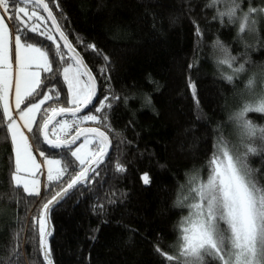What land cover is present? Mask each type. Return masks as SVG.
Segmentation results:
<instances>
[{"label":"trees","instance_id":"trees-1","mask_svg":"<svg viewBox=\"0 0 264 264\" xmlns=\"http://www.w3.org/2000/svg\"><path fill=\"white\" fill-rule=\"evenodd\" d=\"M45 2L95 77L94 106L111 105L101 113L94 106L87 112L106 115L105 124L89 121L84 127L104 131L112 152L96 169L98 174L90 172L88 182L51 210L52 262L176 264L160 253L176 255L179 224L187 212L181 204L187 178L195 172L207 178L208 161L221 131L235 124L244 79L229 83L224 78L227 64L221 61L227 53L234 69L243 65L249 72L264 70V26L255 30L256 42L245 47L239 23L222 18L219 12L227 6L214 5L213 0ZM263 5L264 0H238L236 14ZM36 10L45 17L41 31L49 29L55 35L44 12ZM14 19L10 26L17 31L21 25ZM29 36V43L49 52L53 71H42L40 86L22 107L46 94L52 99L42 105L41 113L49 106L69 107L62 68L71 61L66 57L58 62L51 41L37 33L29 32ZM57 42L66 52L58 38ZM246 118L264 128V113L248 112ZM42 123L39 114L33 132L28 133L31 144L36 151L40 148L59 157L63 150L49 149L37 132L36 125ZM255 147L257 152L248 156L247 163L258 185L264 187V141L259 133ZM13 160L10 134L0 127V264H46L34 218L41 216L43 205L60 187L45 182L39 196L14 189ZM117 163L124 172L116 171ZM144 174L150 184L143 183ZM67 179L66 174L63 180ZM205 264L215 261L206 258Z\"/></svg>","mask_w":264,"mask_h":264},{"label":"snow or ice","instance_id":"snow-or-ice-1","mask_svg":"<svg viewBox=\"0 0 264 264\" xmlns=\"http://www.w3.org/2000/svg\"><path fill=\"white\" fill-rule=\"evenodd\" d=\"M214 5L224 4L227 7L219 12L223 18L239 23V31L255 29L253 13L258 10L249 8L247 12L237 17L238 0H213ZM28 5L32 6L30 11ZM36 9L47 13V19L55 25L59 39L64 42L63 47L67 52L61 51L57 37L49 29L41 31L40 22L45 20ZM264 13V8L259 9ZM0 12L8 15V19L18 18L23 28H17L14 36L16 73L13 85V63L11 33L5 23V16L0 15V127H5L10 134L13 145L14 160L11 182L14 189H21L28 196L40 195V180L42 164L33 155L29 137L23 129L33 132L37 114H40L42 124L36 125V130L43 138V143L51 149H61L59 158L49 156L41 151L46 166V179L49 185L60 187L50 200L43 205L41 216L34 218L37 226L39 251L47 264H52L48 237L51 235L49 225L50 206L59 203L69 192L80 184L89 181V174L96 173V169L104 163L107 149L110 147L108 135L98 127H84L91 121L96 124H105L106 115L85 113L80 115L85 108L92 104L96 94V81L91 71L84 64L83 59L75 48L72 47L66 35L60 30L48 3L45 0H0ZM27 17L31 24H27L19 14ZM29 32L37 33L55 46L54 58L58 62L65 61L67 57L71 62L62 68L63 83L67 87V103L69 107H51L40 112L41 106L52 99L44 95L38 102L32 103L26 109H21L24 99L36 91L41 83V71L52 73V61L49 52L36 44L29 43ZM22 35L27 39L22 41ZM95 51L94 45H89ZM71 54L70 56L68 54ZM105 59H107L105 57ZM232 67L231 58L225 54L221 61ZM103 71V69H102ZM235 72L244 71L243 65L234 69ZM232 83L233 76L224 77ZM264 85V80L261 81ZM14 87L15 110L18 111L19 120L13 117L10 106V93ZM255 99L245 102L239 113L243 132L242 139L252 140L259 133V138L264 141V128H257L251 121L245 119L248 112L264 113V87L259 93L253 92L256 87L255 77H250L245 85ZM193 95L195 85H192ZM57 100L59 94L56 93ZM99 103V102H98ZM108 103H99L94 106V111L101 113L110 108ZM62 117L57 119V117ZM79 141V143H78ZM244 151L230 148L227 142L219 140L215 151L208 161V176L206 180L195 178L191 181L194 187L189 188L190 197L187 206L189 214L181 221L178 235L176 255L160 253L167 262L176 261V264H205L206 258H211L215 264H264V187L258 185L253 177L252 169L248 166L247 156L257 152L251 144L243 145ZM69 165L73 171L69 172ZM117 172H124L125 168L117 163ZM67 174L68 179L63 180ZM144 184H150L151 179L147 174L142 176ZM63 181V186L61 182ZM160 252L159 249H157Z\"/></svg>","mask_w":264,"mask_h":264},{"label":"rangeland","instance_id":"rangeland-1","mask_svg":"<svg viewBox=\"0 0 264 264\" xmlns=\"http://www.w3.org/2000/svg\"><path fill=\"white\" fill-rule=\"evenodd\" d=\"M28 8H29L30 11L32 10V8H30L29 6H28ZM261 8H264V5ZM261 8H259V9H261ZM259 9H257L258 10L257 12L253 13V17L255 18V21H256V23H255V29L253 31H249L248 30V31H244L242 33L243 35H242V39L241 40H242V43H244L245 47H248L250 45H253L256 42V35H255L256 34V31L255 30L260 25H263L264 26V13H261L259 11ZM247 11L248 10L243 11L241 13H238V14H236V16L239 17V16H241L243 13H245ZM0 15H4L5 16V23L7 24L8 29H9V31L11 33V36H12V39H13V43H12L11 47H12L13 85H14L15 84V73H16L14 36L17 34V31H16V29L14 30L13 28H11L10 22H14L15 19L14 18L13 19H8L7 18L8 15H13L12 12H10L8 14H4V13L0 12ZM19 17L22 18L27 24H31L32 23V21H28L27 17H24L22 13L19 14ZM17 20H19V19L17 18ZM21 27H23V26L21 25ZM42 27H43V25L40 24V28H42ZM223 68H224V73L226 71V72H228V75H233V79H237V80H239L241 78L244 79L241 82V88L238 90V95H237V105H238V107H237V109H236V111L234 113V120H235V124L236 125L233 122V126L231 125L233 128L232 127H230L231 129L225 128L224 130L221 131V140L227 142V144L229 145L230 148H233L234 150H237L238 149L239 151L242 152V151H244V147H243L244 144L251 143V144H253L255 146V141L257 139V136L256 137H253L252 140L242 139L243 132H242V129H241V126H240L241 125V122L237 118L238 117V113H239L242 105L245 102H250V101H253L255 99V96L253 94H250L249 93V91L246 89L245 85H246L247 80L250 77H255V79H256V87L253 90V92L259 93L261 87H264V85L261 84V81L264 80V70L249 72V71H247V70L244 69V71L237 73V72L234 71V68L228 67V65H225ZM41 75H42V71H41ZM11 96L14 97V87H13L12 93H10V106L12 107V109L15 110V97L13 99V102H14V106H13ZM22 104H21V109L22 110L23 109H26L27 107H29L31 105L30 104L27 107H24L23 108L22 107ZM15 114H18V111L17 110L13 111V117L15 119H17L18 123L22 127L23 126V121H20L19 120V114L17 116ZM38 115L39 114H37V118H38ZM37 118H36V120H37ZM245 119H247V118L245 117ZM34 125H33V127H34ZM22 130L23 131H25V130L27 131V129H23V128H22ZM26 135L28 136V134H26ZM32 151H33V155L36 156L37 161L42 164L41 173H43V175L38 174L39 180H40L39 190L41 192L44 183L47 182V179H46V166L43 165L44 158L39 155V153L41 151L44 152V150H42V149L39 148L36 151V150H34V147L32 146ZM248 156H247V158H248ZM57 158H59V157H57ZM195 178H199L200 180H206L207 179L206 177H203L202 174L200 175L199 172H195V173L190 174V176L187 178V183H186V186H185L186 188L183 189V193H182V196L183 197H181V200H183V198L186 197V196H189L190 197L191 194L189 193V188L195 186L194 184H191L190 182L193 181ZM187 203H188V200H183V204L184 205H187ZM185 208H186L187 212H186V215L182 218V220L189 214L188 207L185 206ZM180 224H181V222H180ZM180 224H179V228H180Z\"/></svg>","mask_w":264,"mask_h":264},{"label":"water","instance_id":"water-1","mask_svg":"<svg viewBox=\"0 0 264 264\" xmlns=\"http://www.w3.org/2000/svg\"><path fill=\"white\" fill-rule=\"evenodd\" d=\"M44 14H45V16L47 17V13L46 12H44ZM48 21L50 22V24H51V26H52V28H53V30H54V33H55V35H56V37L59 39V33L58 32H56V30H55V25H53L52 24V21L51 20H49L48 19ZM60 28V27H59ZM61 30V29H60ZM59 41L61 42V44H62V46H63V44H64V42L62 41V40H60L59 39ZM69 41V40H68ZM64 48V47H63ZM66 52H67V50L66 49H64ZM77 52V51H76ZM78 53V52H77ZM69 56L71 55L70 53L68 54ZM80 55V54H79ZM81 57V56H80ZM82 58V57H81ZM84 61V60H83ZM84 64H85V62H84ZM86 65V64H85ZM88 68V67H87ZM89 69V68H88ZM92 74V73H91ZM93 76V75H92ZM97 97H98V91H97V83H96V94H95V97H94V99H93V102H92V104L91 105H89V107L88 108H85L84 109V111L82 112V113H80V115H83V114H85V113H87L90 109H92V107L95 105V103H96V101H97ZM62 117H57V119H61ZM87 128V127H86ZM101 130V129H100ZM102 131V130H101ZM110 139V138H109ZM110 142H111V140H110ZM78 143H79V141H78ZM49 149H51L48 145H46ZM51 150H56V149H51ZM111 152H112V144L110 143V147L107 149V155H106V157L104 158V161H106L108 158H109V156L111 155ZM79 186V185H78ZM77 186V187H78ZM75 189V188H74ZM74 189H70L69 190V192H68V194L71 192V191H73ZM67 194V195H68ZM66 195V196H67ZM62 200V199H61ZM60 200V201H61ZM57 204V203H56ZM56 204H54V205H52V206H50V212H51V210L54 208V206L56 205ZM49 225H50V228H51V233H52V226H51V223H50V217H49ZM51 236L52 235H50L49 237H48V244H49V240L51 239ZM50 257H51V255H50ZM51 261H52V259H51ZM45 263L47 264V262L45 261ZM52 264H53V262H52Z\"/></svg>","mask_w":264,"mask_h":264},{"label":"crops","instance_id":"crops-1","mask_svg":"<svg viewBox=\"0 0 264 264\" xmlns=\"http://www.w3.org/2000/svg\"><path fill=\"white\" fill-rule=\"evenodd\" d=\"M11 98H12V104H13V106H14V102H13L14 97L11 96ZM13 111H15V110L13 109ZM15 115L17 116L18 114H15ZM36 118H37V117H36ZM24 133H25V135L28 134V132H27L26 130L24 131ZM29 143L31 144L30 139H29ZM31 145H32V144H31Z\"/></svg>","mask_w":264,"mask_h":264}]
</instances>
